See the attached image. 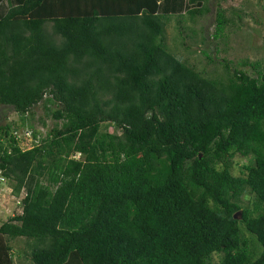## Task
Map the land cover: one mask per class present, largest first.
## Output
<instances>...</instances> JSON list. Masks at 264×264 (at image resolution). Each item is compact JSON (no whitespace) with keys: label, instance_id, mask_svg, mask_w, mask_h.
Masks as SVG:
<instances>
[{"label":"trees","instance_id":"trees-1","mask_svg":"<svg viewBox=\"0 0 264 264\" xmlns=\"http://www.w3.org/2000/svg\"><path fill=\"white\" fill-rule=\"evenodd\" d=\"M209 1L0 0V107L23 120L0 124V179L25 192L0 264H264V69L188 59ZM234 27L219 6L214 38Z\"/></svg>","mask_w":264,"mask_h":264},{"label":"rangeland","instance_id":"rangeland-1","mask_svg":"<svg viewBox=\"0 0 264 264\" xmlns=\"http://www.w3.org/2000/svg\"><path fill=\"white\" fill-rule=\"evenodd\" d=\"M208 6L211 12L207 16L200 18L195 23L187 21L185 24L189 33L193 28L196 30L202 28L204 30L203 34L207 36L206 41L203 43L191 38L187 40V43H190V53L187 55L188 59L194 62L199 69L205 71L206 74L222 73V65L219 63V60L223 58L233 61L235 66L239 63L242 64L243 61H247L246 66L241 65L239 68L248 71L250 74H255V70L249 62H262L261 69H264V0H210ZM219 6L226 9V15L233 19V23H236V25L239 23L241 26L239 29L234 27L228 30V46H225L222 41L220 42V39H216L213 36ZM233 9L239 11L241 20L238 19L237 14L232 13ZM175 26L176 23L172 22L168 27L167 38L169 45L174 44L172 36L175 33ZM197 38L200 39L199 34ZM204 50L208 51L215 63H211L208 60L203 53ZM183 53L184 50L182 49L181 54ZM33 110L35 115L30 120L27 118V122L29 123L30 121L38 131V138L40 136L45 137L54 128L56 122L46 116L42 104L35 106ZM22 121L21 116L13 108L0 107V124L12 123L13 127H15L16 125L21 126ZM108 129L113 131L116 128L113 125H109ZM117 132L121 133V130ZM32 144L29 142L28 144L22 143V146L27 149ZM77 157L79 158L80 155H77ZM245 160L240 157L236 158L239 164L244 163ZM235 173L239 174V168H236ZM13 185L14 182L9 183L5 181L0 186V225L7 220L8 216H13V214L22 211V198L25 196V192L23 190L19 197L15 196ZM26 243L24 238H17L10 244L16 250H21L26 247ZM215 259H218V255L215 256Z\"/></svg>","mask_w":264,"mask_h":264},{"label":"built area","instance_id":"built-area-1","mask_svg":"<svg viewBox=\"0 0 264 264\" xmlns=\"http://www.w3.org/2000/svg\"><path fill=\"white\" fill-rule=\"evenodd\" d=\"M24 130V131H23ZM19 137L21 138V144H28L33 141V133L31 131H28L26 129H22L18 132ZM2 183V180L0 179V185Z\"/></svg>","mask_w":264,"mask_h":264},{"label":"clouds","instance_id":"clouds-1","mask_svg":"<svg viewBox=\"0 0 264 264\" xmlns=\"http://www.w3.org/2000/svg\"><path fill=\"white\" fill-rule=\"evenodd\" d=\"M34 141L36 142L35 138L33 137V141L31 142V144H32V143H33V144H32V145H30V146H29V148H32V147L34 146V144H35V142H34ZM21 145H22V144H21ZM29 148H27V149H29ZM1 184H2V183H1ZM0 186H1V185H0Z\"/></svg>","mask_w":264,"mask_h":264}]
</instances>
